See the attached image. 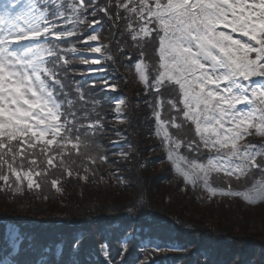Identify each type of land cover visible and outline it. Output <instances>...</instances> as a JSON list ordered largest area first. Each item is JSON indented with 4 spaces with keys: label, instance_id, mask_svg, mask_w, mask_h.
Here are the masks:
<instances>
[{
    "label": "snow or ice",
    "instance_id": "obj_1",
    "mask_svg": "<svg viewBox=\"0 0 264 264\" xmlns=\"http://www.w3.org/2000/svg\"><path fill=\"white\" fill-rule=\"evenodd\" d=\"M89 6L85 0H0V189L62 192V181L90 182L100 164L111 166L98 143L105 117L84 91L88 83L97 87V78L101 90H116L101 63L112 58L100 40L102 24L87 19ZM91 7V15L99 10L109 19L114 8L136 42L137 56L127 58L152 97L146 103L154 135L185 186L209 198L264 201V142L247 139L264 141V0H107ZM124 104L120 98L115 112ZM125 232L147 236L142 242L155 244L153 252L185 250L152 221ZM85 239L73 234L49 255L52 249L35 234L13 225L6 245L11 259L3 264H93ZM98 248L105 264H114L109 243ZM127 248L120 245L121 264ZM201 255L203 264H213L210 248ZM138 264L152 262L145 257Z\"/></svg>",
    "mask_w": 264,
    "mask_h": 264
},
{
    "label": "trees",
    "instance_id": "obj_2",
    "mask_svg": "<svg viewBox=\"0 0 264 264\" xmlns=\"http://www.w3.org/2000/svg\"><path fill=\"white\" fill-rule=\"evenodd\" d=\"M106 3L85 0L90 5L87 19L101 21L100 40L112 57L101 63L106 66V79L116 85V90H101L97 78V87L88 83L84 91L90 100L99 102L97 111L105 117L106 134L98 143L107 151L111 166L100 164L96 178L90 182L75 178L62 181V192L48 186L39 196L27 190L14 195L0 189V250H4L0 251V264L11 259L6 253L8 224L35 234L40 243L52 249L49 255L55 254L58 241L70 242L73 234L85 233L84 248L94 250L93 264H105L98 248L105 242L109 243L114 264H121L120 245L124 242L128 248L123 264H138L145 257L152 264H203L204 248L211 249L213 264H264V203L248 205L238 196L209 198L206 192L185 186L167 160L160 138L154 135L152 109L148 106L152 97L127 58L137 56L136 42L124 31V22L116 20L114 8L109 10L112 19L99 10L91 15V5ZM81 31L89 32L86 27ZM148 55L155 59L150 46ZM120 98L125 99L121 107L128 119L124 123L119 122L115 112ZM113 141L119 143L114 145ZM252 142L264 141L254 136ZM121 153L127 154L126 158ZM232 187L243 190L236 182ZM129 208L133 209V218L127 215ZM145 220L160 225L165 236L182 243L185 250L153 252L155 244L142 242L149 239L147 236L126 237V229ZM189 228L192 230L185 232Z\"/></svg>",
    "mask_w": 264,
    "mask_h": 264
},
{
    "label": "rangeland",
    "instance_id": "obj_3",
    "mask_svg": "<svg viewBox=\"0 0 264 264\" xmlns=\"http://www.w3.org/2000/svg\"><path fill=\"white\" fill-rule=\"evenodd\" d=\"M118 102V101H117ZM120 118L121 119H124L125 121L128 119V118H126L125 116H124V112L122 111V113H120ZM248 140H250L251 142H252V139H254V136H251V137H248L247 138ZM254 143V142H253ZM172 164V163H171ZM173 166V165H172ZM173 170H174V168H173ZM231 197V196H230ZM241 199H243L242 197H241ZM246 202V201H245ZM258 203H264V201H260V202H258ZM257 203V204H258ZM246 204H248V205H254V204H250V203H248V202H246ZM13 225H10V224H8L7 225V228H6V232H7V234H8V230H9V228L10 227H12ZM175 251V250H174ZM3 264V263H2Z\"/></svg>",
    "mask_w": 264,
    "mask_h": 264
}]
</instances>
